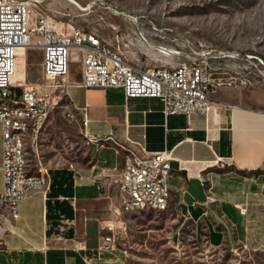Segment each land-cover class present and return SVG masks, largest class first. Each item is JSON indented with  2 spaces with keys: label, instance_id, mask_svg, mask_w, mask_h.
I'll use <instances>...</instances> for the list:
<instances>
[{
  "label": "crops",
  "instance_id": "obj_1",
  "mask_svg": "<svg viewBox=\"0 0 264 264\" xmlns=\"http://www.w3.org/2000/svg\"><path fill=\"white\" fill-rule=\"evenodd\" d=\"M71 56L68 65L78 54ZM80 82L81 69L67 71L64 102L54 110L61 111L49 117L97 142L85 147L84 160L49 167L47 188L26 193L15 218L0 217V264H122L119 249H96L109 234L105 226L122 224L114 214L121 158L133 150L170 153L167 209L208 247L264 253V89L219 88L209 99L229 109L164 117L156 99H124L117 89H83Z\"/></svg>",
  "mask_w": 264,
  "mask_h": 264
},
{
  "label": "rangeland",
  "instance_id": "obj_2",
  "mask_svg": "<svg viewBox=\"0 0 264 264\" xmlns=\"http://www.w3.org/2000/svg\"><path fill=\"white\" fill-rule=\"evenodd\" d=\"M29 1L49 19L96 35L133 67H172L185 62L186 56L195 57L192 51H206L212 57L206 60L211 72L259 79V84L241 90L264 89V0ZM196 58L203 61L201 55ZM22 68L25 83L38 80V47H31L25 60L19 57L14 80L22 78ZM68 71L78 74V59L68 65ZM9 92L15 98L20 94L17 88ZM63 102L61 97L59 105ZM24 143L30 175L87 157L78 127L62 117H49ZM119 220L123 229L114 249L122 251V264H264V253L208 247L191 223L168 209L121 213Z\"/></svg>",
  "mask_w": 264,
  "mask_h": 264
},
{
  "label": "built area",
  "instance_id": "obj_3",
  "mask_svg": "<svg viewBox=\"0 0 264 264\" xmlns=\"http://www.w3.org/2000/svg\"><path fill=\"white\" fill-rule=\"evenodd\" d=\"M31 47H38L41 52L39 80L25 83L22 68L21 80L11 84L19 57L23 59L24 52ZM72 54H78L74 58L78 57L80 63L81 88L117 89L124 99H156L164 117L207 114L212 107L229 109L228 105L211 101L209 96L219 88L245 89L259 84V79L237 75L220 77L211 72L206 60L212 57L206 51L191 52L202 58L206 55L203 61L190 55L185 62L172 67L139 69L111 52L96 35L49 19L29 0H0V95H6V101L14 104V114L0 112V210H9L12 218L17 216L19 203L26 193L47 188V169L38 170L42 172V182L22 179V172H27L24 140L35 137L49 115L60 107L59 94ZM10 88L19 89L17 98L10 94ZM65 117L70 121L75 119L70 111ZM81 125L85 126L83 118ZM83 137L85 146L97 142L84 133ZM170 161L167 151L137 155V171H130L121 158L118 183L122 199L114 214L148 210V205H156V213L165 211ZM238 212L242 215L244 210ZM122 229L105 226L109 234L101 238L102 245L96 251H112L117 233ZM88 262L85 260L84 264Z\"/></svg>",
  "mask_w": 264,
  "mask_h": 264
},
{
  "label": "bare ground",
  "instance_id": "obj_4",
  "mask_svg": "<svg viewBox=\"0 0 264 264\" xmlns=\"http://www.w3.org/2000/svg\"><path fill=\"white\" fill-rule=\"evenodd\" d=\"M17 66H18V61H17ZM17 66H16L14 74L10 78L11 84L16 82V81L21 80V79L20 80H14V78L16 77V73H17ZM17 77H21V75H17ZM0 103H2V104H0V112H5L6 114H14V104L11 101H6V95H0ZM123 159L128 164V168H130V171H137V155L135 152L127 151L125 154V157ZM22 179L23 180H32L33 182H42V175H39V176L30 175V174H28V171H27V172H22ZM148 210H152V211L156 212V205H148ZM4 213H9L10 215H12V213L9 210H0V217Z\"/></svg>",
  "mask_w": 264,
  "mask_h": 264
},
{
  "label": "trees",
  "instance_id": "obj_5",
  "mask_svg": "<svg viewBox=\"0 0 264 264\" xmlns=\"http://www.w3.org/2000/svg\"><path fill=\"white\" fill-rule=\"evenodd\" d=\"M248 175L250 174V173H247Z\"/></svg>",
  "mask_w": 264,
  "mask_h": 264
}]
</instances>
